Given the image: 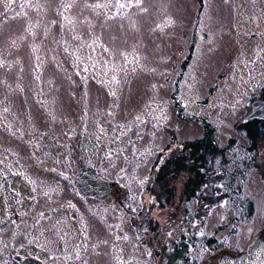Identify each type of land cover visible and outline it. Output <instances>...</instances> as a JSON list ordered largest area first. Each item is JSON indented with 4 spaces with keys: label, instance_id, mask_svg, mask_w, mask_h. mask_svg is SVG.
Masks as SVG:
<instances>
[{
    "label": "rangeland",
    "instance_id": "obj_1",
    "mask_svg": "<svg viewBox=\"0 0 264 264\" xmlns=\"http://www.w3.org/2000/svg\"><path fill=\"white\" fill-rule=\"evenodd\" d=\"M262 87L264 0H0V180L28 181L98 264H264ZM204 122L225 154L190 198L168 163ZM85 168L109 199L81 196Z\"/></svg>",
    "mask_w": 264,
    "mask_h": 264
},
{
    "label": "flooded vegetation",
    "instance_id": "obj_2",
    "mask_svg": "<svg viewBox=\"0 0 264 264\" xmlns=\"http://www.w3.org/2000/svg\"><path fill=\"white\" fill-rule=\"evenodd\" d=\"M257 123L259 126V122ZM18 191L22 194L20 199L16 200L15 195ZM113 191L114 187L111 183V195L106 198L80 194L84 199L101 202L109 199ZM5 194L10 198V204L4 206L9 218H6L4 223L0 220V264H98V258L102 259L103 253L98 249L97 243L96 249L91 237L87 238V235L81 234L84 233L83 230H79V233L75 235L62 232L56 225L50 227L49 223H55L56 221L53 222V220H58L59 214L56 211L48 215L45 211L46 204L41 209H38L39 206L36 207L34 204L37 200L36 191H32L28 181L15 177L1 179L0 196ZM39 198L44 199L45 196L39 195ZM34 207H36L35 210H33ZM71 218L75 224L79 225L76 211L71 213ZM56 223L59 225V221ZM111 238L109 235L104 239Z\"/></svg>",
    "mask_w": 264,
    "mask_h": 264
},
{
    "label": "trees",
    "instance_id": "obj_3",
    "mask_svg": "<svg viewBox=\"0 0 264 264\" xmlns=\"http://www.w3.org/2000/svg\"><path fill=\"white\" fill-rule=\"evenodd\" d=\"M187 64V63H185ZM184 67L186 68V65ZM261 99L264 100V89L261 90ZM256 125H255V123ZM258 120H253L242 124V127L247 131V137L253 146L257 145L258 134L256 132L255 126H257ZM224 155L225 151L220 149L215 140V128L209 123L204 122V138L199 141L186 143L184 151L173 156L169 165L174 166L173 172L177 174H190L191 179L185 184L186 194L192 198L196 194V190L202 184L204 180V175L202 174V169L206 164L207 156L209 155ZM150 227H153L152 224ZM155 231V228L152 229ZM155 233H159V230ZM173 251L178 256H182L185 250V240L181 238L178 243V239L171 240ZM166 247V246H165ZM167 248V247H166ZM187 260V259H186ZM185 260V261H186Z\"/></svg>",
    "mask_w": 264,
    "mask_h": 264
},
{
    "label": "water",
    "instance_id": "obj_4",
    "mask_svg": "<svg viewBox=\"0 0 264 264\" xmlns=\"http://www.w3.org/2000/svg\"><path fill=\"white\" fill-rule=\"evenodd\" d=\"M253 120L256 119L250 121ZM75 186L84 196L106 198L111 195V182L107 178L102 177L101 173L96 169L85 168L80 170L75 178Z\"/></svg>",
    "mask_w": 264,
    "mask_h": 264
},
{
    "label": "snow or ice",
    "instance_id": "obj_5",
    "mask_svg": "<svg viewBox=\"0 0 264 264\" xmlns=\"http://www.w3.org/2000/svg\"><path fill=\"white\" fill-rule=\"evenodd\" d=\"M89 7H101L102 5H99V4H97V5H88ZM125 5L124 4H120V7L121 8H123Z\"/></svg>",
    "mask_w": 264,
    "mask_h": 264
}]
</instances>
